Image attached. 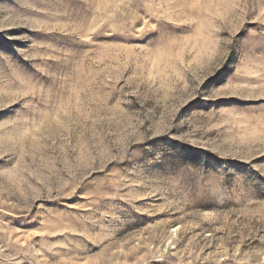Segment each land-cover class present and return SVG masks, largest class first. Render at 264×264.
<instances>
[{"label": "rangeland", "instance_id": "obj_1", "mask_svg": "<svg viewBox=\"0 0 264 264\" xmlns=\"http://www.w3.org/2000/svg\"><path fill=\"white\" fill-rule=\"evenodd\" d=\"M0 264H264V0H0Z\"/></svg>", "mask_w": 264, "mask_h": 264}]
</instances>
